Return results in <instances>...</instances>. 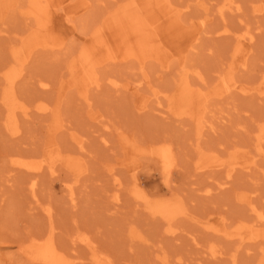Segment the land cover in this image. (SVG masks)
<instances>
[{
    "label": "rangeland",
    "instance_id": "obj_1",
    "mask_svg": "<svg viewBox=\"0 0 264 264\" xmlns=\"http://www.w3.org/2000/svg\"><path fill=\"white\" fill-rule=\"evenodd\" d=\"M259 2L0 0V264H264Z\"/></svg>",
    "mask_w": 264,
    "mask_h": 264
},
{
    "label": "bare ground",
    "instance_id": "obj_2",
    "mask_svg": "<svg viewBox=\"0 0 264 264\" xmlns=\"http://www.w3.org/2000/svg\"><path fill=\"white\" fill-rule=\"evenodd\" d=\"M252 10L253 11H255L256 13H261V12H263V10H264V7H263V5L259 2V3H253V6H252ZM202 23H203V21H201ZM204 24V23H203ZM224 32H228V28H223L222 29ZM249 37V39L250 40H252V36L251 35H249L248 36ZM242 40V39H241ZM263 77H264V73H263V75H262ZM221 79L224 81V85H225V89L226 90H228V87H227V85L225 84V79H224V76H222L221 75ZM40 85H45V83L43 82V81H41L40 80ZM208 126H210V125H208ZM164 151H165V148H164ZM166 151H167V149H166ZM167 153V152H166ZM168 153H170V152H168ZM166 156H167V158H168V156L169 155H167L166 154ZM166 158V159H167ZM170 158V157H169ZM168 158V159H169ZM167 159V160H168ZM22 160V159H21ZM21 160H19V161H16V163H17V167L18 168H20V169H23V170H25V171H27V176H28V183H29V188L31 189H29L30 191H31V193H32V197H34V194L33 193H35L36 191H35V188H36V185H37V177H38V175H39V170L41 169V167H43L41 164H38V165H33V163L31 164V163H29L28 162V160H27V162H26V160L25 161H21ZM172 160H173V158H172ZM171 160V161H172ZM170 161V160H169ZM169 161H167L168 162V164H169ZM35 163V162H34ZM38 163H40V162H38ZM170 165L171 164H169V166H168V168L170 169ZM172 166V165H171ZM13 169V168H12ZM168 170V169H167ZM167 173V172H166ZM70 182V181H69ZM75 186V185H74ZM28 190V191H29ZM36 195V194H35ZM114 197H115V199H117V198H119V197H117L116 198V195H114ZM68 198H69V200L71 201V202H74L75 201V196H74V189L71 187V186H69V195H68ZM73 204V203H72ZM258 218H259V220H261V219H264V216L262 215V214H258V216H257ZM73 250H74V248H73ZM211 254H212V252H211ZM72 256V255H71ZM75 257V256H74ZM77 258V257H76Z\"/></svg>",
    "mask_w": 264,
    "mask_h": 264
}]
</instances>
